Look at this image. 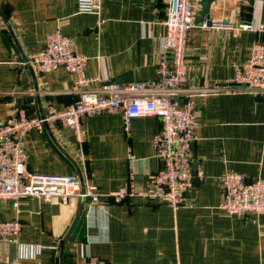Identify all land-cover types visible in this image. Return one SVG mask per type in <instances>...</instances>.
<instances>
[{"label": "crops", "instance_id": "1", "mask_svg": "<svg viewBox=\"0 0 264 264\" xmlns=\"http://www.w3.org/2000/svg\"><path fill=\"white\" fill-rule=\"evenodd\" d=\"M204 2H209L205 12ZM168 0H102L98 16L78 10V0H0V124L19 108L41 116L78 99L76 75L65 67L40 72L30 56L59 28L72 48L89 56L86 74L102 82H151L157 76ZM187 39L188 86H229L260 33L242 24H264V0H199ZM207 20L208 27L201 23ZM211 21L231 28L212 27ZM198 160L195 185L178 209L115 193L128 184L134 155L135 188L141 190L161 161L153 138L155 116L133 118L110 111L83 118L82 134L61 122L26 138L28 168L41 174H78L96 186L98 202L72 197H29L18 208L0 200V221L18 218V242L0 240V264H264V213L223 212L221 178L238 172L264 179V95L251 91L196 92ZM194 171V169H193ZM61 241L64 248H61Z\"/></svg>", "mask_w": 264, "mask_h": 264}, {"label": "built area", "instance_id": "2", "mask_svg": "<svg viewBox=\"0 0 264 264\" xmlns=\"http://www.w3.org/2000/svg\"><path fill=\"white\" fill-rule=\"evenodd\" d=\"M199 0H168L164 20L165 36L157 76L151 82L121 84L106 80L98 89H90L96 80L86 74L89 56L74 50L72 40L57 28L48 32L44 47L29 59L40 72L65 67L76 75L78 99L63 110L50 106L44 116L31 115L19 108L0 124V200H12L15 208L29 197L50 201L59 197L68 202L72 197L90 198L98 202L96 186L83 189L78 174H41L28 168L26 138L33 130L43 133L46 124L61 122L74 128L81 136L83 118L110 111L123 114L126 128L133 118L155 116L162 128L153 138V149L161 161L158 171L151 173L141 190L135 188L134 155H130L131 172L128 184L115 193L117 200L128 195L169 205L178 209L184 205L187 192L195 185L193 143L198 140V119L195 96L200 91H251L264 95V24H242L243 29L261 34L254 41L248 59L237 66L229 86L193 90L188 86L187 39L196 26V2ZM78 10L96 14L102 25V0H78ZM207 20L201 23L208 27ZM212 27L231 28L227 22L211 21ZM223 198L219 208L227 213L247 216L264 213V179L247 178L238 172H227L222 178ZM23 230L20 219L0 221V240L18 242Z\"/></svg>", "mask_w": 264, "mask_h": 264}, {"label": "water", "instance_id": "3", "mask_svg": "<svg viewBox=\"0 0 264 264\" xmlns=\"http://www.w3.org/2000/svg\"><path fill=\"white\" fill-rule=\"evenodd\" d=\"M204 6H205V12H208L209 11V7H210V3L209 2H204ZM44 115L45 114H43L41 116H44ZM194 143H193V148H194ZM193 169H194V174L197 175V172H198L197 171L198 170V160H194ZM84 205H85V198H82L81 213L83 212ZM61 248L62 249L64 248L63 241H61Z\"/></svg>", "mask_w": 264, "mask_h": 264}]
</instances>
